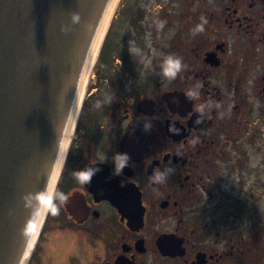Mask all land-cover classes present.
Instances as JSON below:
<instances>
[{
    "label": "flooded vegetation",
    "instance_id": "1",
    "mask_svg": "<svg viewBox=\"0 0 264 264\" xmlns=\"http://www.w3.org/2000/svg\"><path fill=\"white\" fill-rule=\"evenodd\" d=\"M118 4L127 29L107 33L27 264H261L264 157L246 130L264 117V0ZM152 25L170 38L154 53ZM167 54L183 64L171 79Z\"/></svg>",
    "mask_w": 264,
    "mask_h": 264
},
{
    "label": "water",
    "instance_id": "2",
    "mask_svg": "<svg viewBox=\"0 0 264 264\" xmlns=\"http://www.w3.org/2000/svg\"><path fill=\"white\" fill-rule=\"evenodd\" d=\"M116 1L0 0V264L31 257L81 110L70 120L84 48Z\"/></svg>",
    "mask_w": 264,
    "mask_h": 264
},
{
    "label": "rangeland",
    "instance_id": "3",
    "mask_svg": "<svg viewBox=\"0 0 264 264\" xmlns=\"http://www.w3.org/2000/svg\"><path fill=\"white\" fill-rule=\"evenodd\" d=\"M124 1L125 0H123V2ZM125 6H126V8L123 10V12L127 13L129 11L130 5L128 4ZM117 11H118V7L116 8V10L112 16V20H111V24H110L111 27L109 28V32H108L109 33L108 36H110L109 40H108V45H110V46L114 43L115 30L119 29L123 32L124 29H127V24L125 22L123 24H121L120 26L118 25L119 21L115 22L116 16H117ZM125 13H122V14H125ZM113 24H114V26H113ZM152 26H153L151 28L152 32H150V34H148L147 36L144 37L143 43H144L145 48H147L150 52L154 53V47H156V45L158 47H162L164 45H167V43L170 41V38L169 37H160V33L158 32V30H160L161 27L159 25H152ZM127 41H129V39ZM127 41H126V43H128ZM129 44H131V43H128V45ZM131 46H132V44H131ZM152 53H150V54H152ZM98 59H99V57L97 58L95 67L93 69L94 74H93L92 80H90V82H89V86H88L89 90H90V87L93 84V82L96 81L97 67H98V61H99ZM89 93H90V91L86 92L84 99H87V94H89ZM253 123H255V124H253ZM246 133H247L246 141L251 140V141L258 143V145H256L255 149L253 150L255 155H252V156L256 158L255 160H258L257 158L264 157V117H259V118L254 117L253 119H251L248 122V128L246 130ZM261 146L263 147L262 155H261V151H260ZM262 192H263L262 193V201H261L260 205L264 210V182H263ZM260 214H262V216L264 217V213H260ZM253 217L254 218L252 219V225L247 223V225L249 226V228L247 230L248 236L252 233V226H253L254 222L256 221L255 219L258 218L257 214H254ZM258 222L260 224V225H258L259 231L262 230V232L264 234V220L262 222H260L258 220ZM262 248H263V259L261 261V264H264V242H263ZM249 264H256V263L253 262V263H249Z\"/></svg>",
    "mask_w": 264,
    "mask_h": 264
},
{
    "label": "bare ground",
    "instance_id": "4",
    "mask_svg": "<svg viewBox=\"0 0 264 264\" xmlns=\"http://www.w3.org/2000/svg\"><path fill=\"white\" fill-rule=\"evenodd\" d=\"M118 3H119V0H117L115 2V4L113 5V9H112V12H111V14L109 16V19L105 20V21L103 20L104 21V22H102L103 25L101 24L102 28H101V26H100V28L99 27L97 28V30L99 29V31L97 32L95 40L94 39H90L89 42L86 45H85L86 41L84 43V45H85L84 50L87 52L86 54H88L89 51H90V54L92 53V51L94 52V54L92 55L91 58H90V55H89V57H87V59L84 60V62H82V65L80 66L81 69L79 68L77 70L76 77L78 78L79 83H78V85H75L74 95H73V98H72V100L70 102L71 111H69V115H68L70 120H71V113L73 112V110L75 109V112L76 111L78 112V109H80L82 101L85 98V94H86V91L88 89L89 82H90V80H92V77H93V74H94L93 73V69L95 67L97 58L99 56V52H101V50L103 48V44H104L105 38H106L107 33L109 31V28L111 26L110 22L112 20V16H113V13L115 12V10L117 8ZM86 62H87V64L89 63L87 69L85 67V66H87ZM79 64H80V62H79ZM79 64H78V66H79ZM77 96L80 99L78 101V103H77V100L75 99V98H77ZM77 106H78V108H77ZM68 126H69V124H66V128H68ZM39 218H40V216H39ZM37 225H38V223L35 225L36 228H37ZM24 249H25V247H24Z\"/></svg>",
    "mask_w": 264,
    "mask_h": 264
},
{
    "label": "clouds",
    "instance_id": "5",
    "mask_svg": "<svg viewBox=\"0 0 264 264\" xmlns=\"http://www.w3.org/2000/svg\"><path fill=\"white\" fill-rule=\"evenodd\" d=\"M73 22H76L79 17L78 15L74 14L73 15ZM203 29V23L201 24H197L195 26V30H202ZM183 67L182 64V60L179 56L174 55V54H167L163 60L161 61V73L164 77H167L169 79L176 77V75L181 71ZM203 105H201V111L203 110ZM119 166L122 167L124 165V163H126L127 160V156L126 154H118L116 157ZM168 169L161 171V172H157L153 179H155L156 181H163L168 173ZM94 174V169L92 168H88L87 170L81 171L79 173V178L82 181H88L91 177V175ZM47 197L51 198L52 194H44Z\"/></svg>",
    "mask_w": 264,
    "mask_h": 264
}]
</instances>
